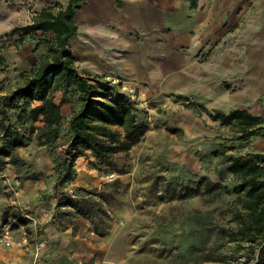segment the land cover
Masks as SVG:
<instances>
[{"label":"rangeland","instance_id":"374dc122","mask_svg":"<svg viewBox=\"0 0 264 264\" xmlns=\"http://www.w3.org/2000/svg\"><path fill=\"white\" fill-rule=\"evenodd\" d=\"M38 2L0 0V95L21 84L51 56L55 40L50 32L21 35L16 29L31 22ZM244 69H240V86ZM217 72L212 66L202 80H193L182 90L111 81L132 104L145 132L127 151L113 154L112 165L97 164L89 152L75 160L76 176L59 191L90 206L93 213L86 217L69 206H57L53 194L66 145V121L75 100L74 94H67L71 102L62 105V135L55 146L39 145L31 136L25 146L11 152L23 163L13 164L9 157L0 156L1 264H33L41 248H50L60 232L88 240L97 264H239L246 249L238 244L248 243L229 235L239 208L235 194L213 197L215 193L198 181L207 177L232 187L236 179L224 171V154L264 153V133L235 140L233 128L213 118L216 110L227 113L230 108L220 98L222 88L230 95L239 87L235 76L218 82ZM60 94L54 92L56 101ZM248 101L242 105L251 108L264 125V83ZM3 144L0 135V148ZM170 182L176 190L195 191L184 198H169L165 185ZM28 250L32 260L21 259ZM85 264H93V259Z\"/></svg>","mask_w":264,"mask_h":264},{"label":"trees","instance_id":"16d2710c","mask_svg":"<svg viewBox=\"0 0 264 264\" xmlns=\"http://www.w3.org/2000/svg\"><path fill=\"white\" fill-rule=\"evenodd\" d=\"M81 1L68 0L64 6L43 7L31 22L16 28L21 35L50 32L55 46L50 48L51 56L30 76L0 95V135L4 141L0 156L9 157L13 164L23 163L11 152L25 146L31 136L39 145L55 146L62 135V105L71 102L67 94H74L73 110L66 121V145L53 194L57 206H69L78 215L86 217L93 213L90 206L86 208L80 200L59 191L66 181L76 176L75 160L89 152L97 164L112 165L111 156L127 151L144 134L145 127L137 120L126 96L117 92L116 84L103 75L78 68L69 39L77 32L73 15ZM55 7L59 9L55 11ZM55 91L61 93L58 101ZM213 118L221 125L231 126L235 140L247 141L264 133L260 119L246 109L236 108L227 113L216 110ZM223 161L224 171L236 179L232 187L211 182L207 177L200 178L198 185L203 181L206 189L215 193L213 197L222 193L235 194L234 201L239 208L234 213L236 225L229 229V235L248 243L238 244L239 248L246 249L239 264H264V153H229L224 154ZM165 187L170 193L169 198H184L195 191L188 187L176 190L171 182Z\"/></svg>","mask_w":264,"mask_h":264},{"label":"crops","instance_id":"0c3cea01","mask_svg":"<svg viewBox=\"0 0 264 264\" xmlns=\"http://www.w3.org/2000/svg\"><path fill=\"white\" fill-rule=\"evenodd\" d=\"M44 1L49 0L38 2V12L46 7ZM73 19L77 32L69 45L81 71L110 81L154 84L156 90L162 84L182 90L217 67L218 82L235 76L239 85L230 95L219 87L227 112L238 108L255 115L244 105L264 83V0H83ZM54 236L53 245L41 248L33 264H85L90 259L97 264L85 238ZM22 253L21 259L32 260L31 251Z\"/></svg>","mask_w":264,"mask_h":264},{"label":"built area","instance_id":"2783aa9c","mask_svg":"<svg viewBox=\"0 0 264 264\" xmlns=\"http://www.w3.org/2000/svg\"><path fill=\"white\" fill-rule=\"evenodd\" d=\"M6 244H9V241H6Z\"/></svg>","mask_w":264,"mask_h":264}]
</instances>
